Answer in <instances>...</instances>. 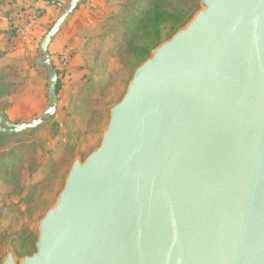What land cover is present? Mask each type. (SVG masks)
<instances>
[{
    "label": "water",
    "instance_id": "95a60500",
    "mask_svg": "<svg viewBox=\"0 0 264 264\" xmlns=\"http://www.w3.org/2000/svg\"><path fill=\"white\" fill-rule=\"evenodd\" d=\"M39 43L47 106L1 133L34 129L57 106ZM98 145L72 159L36 228L35 250L1 264H264V0H198L138 64Z\"/></svg>",
    "mask_w": 264,
    "mask_h": 264
},
{
    "label": "rangeland",
    "instance_id": "374dc122",
    "mask_svg": "<svg viewBox=\"0 0 264 264\" xmlns=\"http://www.w3.org/2000/svg\"><path fill=\"white\" fill-rule=\"evenodd\" d=\"M5 1L0 0L3 14L25 10L22 6L7 9ZM44 1L47 9L38 7L32 12L43 27L38 39L18 55L0 52V113L8 123L27 122L47 106V76L35 58L43 35L69 0ZM178 1L180 6L198 3ZM119 2L101 0L99 17L88 35L58 51L53 44L70 16L66 18L49 44L50 60L60 83L54 114L34 129L1 143L0 264L8 242L18 258L34 251L38 220L62 188L72 159H83L98 145L108 110L125 91L136 58L128 53L130 36L121 23L114 24L126 18ZM175 3L173 0L172 5ZM164 30L169 32L166 27ZM109 31L113 33L110 37ZM9 33L12 38L24 39V44L29 35L17 27H11Z\"/></svg>",
    "mask_w": 264,
    "mask_h": 264
},
{
    "label": "trees",
    "instance_id": "16d2710c",
    "mask_svg": "<svg viewBox=\"0 0 264 264\" xmlns=\"http://www.w3.org/2000/svg\"><path fill=\"white\" fill-rule=\"evenodd\" d=\"M172 1L173 0H120L118 7L122 9V13L126 18L121 17L119 22L113 18V21L115 20L114 24L121 23L126 33L130 36L127 49L128 53H132L136 58L134 60V68L149 56L152 48L162 40L169 38L198 8V3L196 1L188 6H180L178 0H175V5H172ZM165 27L169 32H165ZM112 34V31H109L107 36L110 37ZM58 79L56 93L60 87ZM15 134L18 133L9 134L0 132V149L1 143Z\"/></svg>",
    "mask_w": 264,
    "mask_h": 264
},
{
    "label": "crops",
    "instance_id": "0c3cea01",
    "mask_svg": "<svg viewBox=\"0 0 264 264\" xmlns=\"http://www.w3.org/2000/svg\"><path fill=\"white\" fill-rule=\"evenodd\" d=\"M5 4L7 9H13L17 6H22L25 9L20 13L9 12L3 14L0 11V52L5 51L7 56L18 55L25 50V47H28V44H32L34 39H38L43 29L39 25V20L32 15L33 10L40 7L43 8L41 10L43 11L48 6H45L46 2L44 0H6ZM100 7H102L101 0H80L76 9L69 15L68 23L64 24L62 29L59 28L60 31L58 30L59 33L53 44L54 49L60 50L66 44L71 47V45L84 39V36L88 35L87 31H89V28H92L93 24L96 23ZM11 23L13 24L12 26ZM11 27H17V31L29 32L25 44L23 43L24 39L21 40L17 36L15 38L10 36L9 29ZM49 48L48 46V52Z\"/></svg>",
    "mask_w": 264,
    "mask_h": 264
},
{
    "label": "built area",
    "instance_id": "2783aa9c",
    "mask_svg": "<svg viewBox=\"0 0 264 264\" xmlns=\"http://www.w3.org/2000/svg\"><path fill=\"white\" fill-rule=\"evenodd\" d=\"M59 1V0H58ZM60 2V1H59Z\"/></svg>",
    "mask_w": 264,
    "mask_h": 264
}]
</instances>
